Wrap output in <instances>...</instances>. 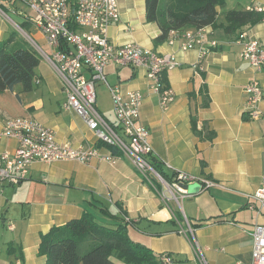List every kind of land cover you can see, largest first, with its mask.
<instances>
[{"label": "crops", "instance_id": "obj_1", "mask_svg": "<svg viewBox=\"0 0 264 264\" xmlns=\"http://www.w3.org/2000/svg\"><path fill=\"white\" fill-rule=\"evenodd\" d=\"M117 2L120 18L107 30L110 43H135L158 54L173 55L180 63L166 74L167 85L174 92L167 110L160 108L158 95L149 88L145 69L114 63L104 67L107 84L117 86L123 100L131 90L143 96L137 122L148 131L153 150L146 159L161 165L167 177L173 176V168L214 185L201 190L193 182L187 185L190 196L181 201V210L173 201L166 205L153 178L143 176L118 150L99 145L80 117L62 109V82L41 58L31 91L16 86L0 92V131L8 119L27 118L49 127L59 144L90 145L102 154L110 153L116 162L36 161L28 178L19 184L0 182V264H44L46 258L38 255L43 235L81 218L86 211L108 222L99 211L102 207L125 215L132 224L129 237L157 256L169 254L172 264H251V228L264 226V207L251 198L264 177V97L258 104V117L251 118L245 87L256 81L264 94V71L239 58L241 47L236 41L246 34L264 48V18L229 33L224 25L228 11L247 12L263 6L264 0H224L217 8L216 28L207 27V42L214 40L218 46L200 69L196 68V50L182 51L179 41L154 43L160 31L156 24L146 23L144 0ZM13 4L0 0V42L19 34L16 26L26 22ZM28 29L35 30L33 41L50 54L43 35L30 23ZM83 74L90 78L87 70ZM95 92L97 110L114 124L108 87L96 83ZM192 121L200 136L193 131ZM211 133L213 138L208 140ZM17 146L15 139L2 138L0 154L13 152ZM9 243L21 247L22 262L7 254ZM196 246L203 262L196 258Z\"/></svg>", "mask_w": 264, "mask_h": 264}, {"label": "built area", "instance_id": "obj_2", "mask_svg": "<svg viewBox=\"0 0 264 264\" xmlns=\"http://www.w3.org/2000/svg\"><path fill=\"white\" fill-rule=\"evenodd\" d=\"M21 1L33 12V17L26 16L30 23L45 38L50 54H46L27 33L16 26L36 48L37 53L60 78L65 93L63 110H71L82 119L86 127L93 132L96 139L115 147L125 155L143 176L153 178L160 189L157 191L161 200L167 205L170 201L181 210V201L190 196L187 185L197 182L199 189L213 186L210 180H202L184 172L174 170L173 176L166 180L146 159L153 150L148 141V131L138 124L143 96L137 90L126 93L123 100L122 92L117 86H109L104 74V67L110 63L116 66H133L146 71L149 88L158 95L159 106L167 110L174 101V92L163 83L168 72L179 67L173 55L158 54L153 50L143 49L135 43L115 46L110 43L107 30L110 25L119 21L120 12L117 0H11ZM263 14L264 5L249 9ZM0 13H3L0 7ZM207 28L171 32L167 40L169 44L180 42L182 51L198 52L196 68H202L205 57L218 44L207 42ZM237 44L241 47L239 58L257 71H264V48L246 34H240ZM90 73L87 79L83 71ZM105 84L112 99L115 123L121 134L97 110L95 84ZM248 96L249 115L256 119L259 115L258 104L264 94L256 81L245 87ZM12 138L18 142L13 152L0 154V182L17 185L28 178L31 165L38 161L52 163L56 161H74L87 164L92 160L115 164V158L100 153L99 149L90 145L72 147L59 144L53 131L34 120L16 118L6 120L0 131V139ZM167 193L169 194L167 196ZM252 200L264 207V177L251 195ZM193 239L192 231L189 229ZM250 236L251 264H264V226H252ZM196 258L203 262L198 246L194 247ZM160 262L172 264L169 254L160 257Z\"/></svg>", "mask_w": 264, "mask_h": 264}, {"label": "trees", "instance_id": "obj_3", "mask_svg": "<svg viewBox=\"0 0 264 264\" xmlns=\"http://www.w3.org/2000/svg\"><path fill=\"white\" fill-rule=\"evenodd\" d=\"M223 3L224 0H144L145 21L156 24L159 28L160 33L154 43L160 44L170 38L171 32L207 27L215 29L217 8ZM262 19L263 14L255 11H228L225 14L224 30L228 33L234 32L243 26L255 25ZM28 25V22H22L19 27L26 32ZM40 61V55L20 34L0 42V92L12 90L16 86H21L24 92L31 91ZM163 83L167 86L166 75L163 77ZM110 124L117 131L118 126L115 123ZM192 128L196 135L200 136L194 122ZM212 138L211 133L208 140ZM99 145L106 146L113 152L117 150L101 142ZM151 165L169 180L161 165L155 161L151 162ZM99 209L108 222L100 221L91 212L86 211L81 218L53 227L43 235L38 255L46 258L44 264H115L116 261L124 264L160 263L162 255L157 256L149 247L129 237V226L132 224L126 221L125 215L113 213L106 207ZM8 245L7 254L22 262L21 247L13 243ZM80 245L85 248L82 254L78 250Z\"/></svg>", "mask_w": 264, "mask_h": 264}, {"label": "rangeland", "instance_id": "obj_4", "mask_svg": "<svg viewBox=\"0 0 264 264\" xmlns=\"http://www.w3.org/2000/svg\"><path fill=\"white\" fill-rule=\"evenodd\" d=\"M14 6L18 7V10L20 11L21 13V16H30V17H33V12L29 9L28 6H26L25 4H23L21 1H14ZM19 32V31H18ZM26 32L28 34V36H30V38H33L35 37V30H32V29H26ZM20 36L28 43L30 44L33 48V44L30 42V40L26 37L25 34H23L22 32H19ZM41 48L43 50H46L45 46H41ZM36 50V48H34ZM79 253L82 254L85 252V248H84V245H80L79 248Z\"/></svg>", "mask_w": 264, "mask_h": 264}]
</instances>
